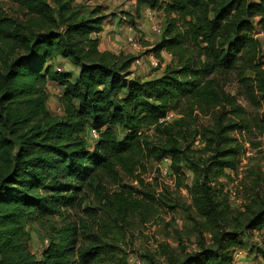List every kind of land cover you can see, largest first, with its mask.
<instances>
[{
  "label": "trees",
  "instance_id": "16d2710c",
  "mask_svg": "<svg viewBox=\"0 0 264 264\" xmlns=\"http://www.w3.org/2000/svg\"><path fill=\"white\" fill-rule=\"evenodd\" d=\"M76 1L2 0L9 10L0 12V264H126L108 235L129 218L146 220L139 195H150L123 183L142 162L163 159L178 178L184 165L203 169L193 185L179 181L189 205L165 204L189 212L200 240L194 252L148 261L233 264L243 249L240 231L264 226V193L254 194L244 218L233 217L227 198L216 199L209 173L217 179L236 171L245 138L264 130V40L252 34L256 19L264 33V0H136L138 17L144 8L164 18L151 52L163 63L165 51L170 62L151 79L130 78L134 58L98 50L93 35L107 16H85ZM57 60H69L75 76L58 73ZM230 77L237 96L225 89ZM47 84L61 91L59 116L46 109ZM91 130L98 137L88 146ZM196 140L201 149H193ZM88 193H97L99 231L95 211L89 225L77 216L36 258L25 224L86 213Z\"/></svg>",
  "mask_w": 264,
  "mask_h": 264
},
{
  "label": "rangeland",
  "instance_id": "374dc122",
  "mask_svg": "<svg viewBox=\"0 0 264 264\" xmlns=\"http://www.w3.org/2000/svg\"><path fill=\"white\" fill-rule=\"evenodd\" d=\"M48 3L51 0H47ZM116 2V3H115ZM114 0H77L76 5L81 7L82 14L89 16L92 11H97L100 15L107 16L105 24L111 22L113 16H119L123 12H128L131 16V23L120 20L116 25L115 36L110 41L117 44L116 53L123 57L134 58L130 68L137 74L139 68L147 70L149 76L157 77L162 74L165 64L160 63L158 59L151 52L153 46L159 41L160 37L155 36L150 27V22L147 19L146 13L139 10V17L136 15L137 1L133 3L132 0L117 2ZM115 3V4H114ZM9 7L0 0V12H7ZM144 9V8H143ZM146 10V9H144ZM257 20L253 21V36L264 40V33L257 25ZM164 24L163 14L156 13L154 15L153 23L162 27ZM103 23V25H104ZM129 36H133L135 44L131 45L127 41ZM264 54V52H263ZM155 65H151L152 59ZM163 65V66H162ZM64 66L65 72L71 71L74 77L76 70H72L71 63L60 64L55 62V69ZM130 73H132L130 71ZM140 76V75H139ZM230 82L225 86L227 92L231 95L237 96L239 91L238 83L230 77ZM48 88L52 91L49 92ZM46 90L48 93V100L46 102V109L53 116H59V99L62 96L60 89H57L53 84H47ZM238 103L248 111L251 108L237 97ZM174 118V114L169 113L167 120ZM202 122L209 123V120ZM119 132V131H118ZM237 138L238 135L236 134ZM87 145L92 146L94 140L89 136L86 138ZM244 149L239 156V165L236 171L225 170L223 175L217 179H213L215 175L209 173V185L212 191L216 194L218 201L227 198L228 205L232 210V216L236 218H244L246 214V206L251 202L256 192L264 193V130L256 129L250 134L249 140L246 139ZM202 144L196 140L193 149H201ZM199 170L193 165L183 166V175L177 177L172 172H169V161L156 164L152 161L142 162V166L137 167L132 178H126L124 185L128 188H133L140 192H147L150 196L139 195L141 199L145 200V205L148 209L146 220L139 218H129L127 224L121 231H114L108 235L113 243L126 253V264H131L132 261L140 259L142 264H150L148 257L151 256L156 262L163 263L166 252L172 251L178 255L184 253H191L198 249L199 234L192 229V222L188 219L189 212L180 208L171 210L165 204H170L171 201H178L180 204H190L188 192L183 186H191L200 180ZM142 180V184H139ZM183 186H180V182ZM259 186V187H258ZM116 190V186L107 184L106 189ZM134 191V190H133ZM97 193H88L84 201V208L86 213L82 212H65L49 218L40 224H25L24 228L29 234V249L36 258H40L41 252L44 250L50 238H54L56 231L60 230L67 223L71 222L77 216L89 225L91 218L88 213L95 211L97 213L96 219L92 221L97 225L94 228L99 231L98 225L101 224L102 219L97 210L99 205ZM152 197V199L150 198ZM176 204V203H174ZM240 215V216H239ZM94 225V226H95ZM239 240L243 245V249L236 253H241L240 258L232 261L233 264H264V226L260 230L240 231ZM204 240L208 241L209 236L203 235ZM117 259L123 258V254L116 251Z\"/></svg>",
  "mask_w": 264,
  "mask_h": 264
},
{
  "label": "crops",
  "instance_id": "0c3cea01",
  "mask_svg": "<svg viewBox=\"0 0 264 264\" xmlns=\"http://www.w3.org/2000/svg\"><path fill=\"white\" fill-rule=\"evenodd\" d=\"M133 3H135V0H132ZM115 2V1H114ZM116 3V2H115ZM114 3V4H115ZM142 12L146 13L147 10L141 9ZM124 13H128V12H123L121 14H119V16H113V19L110 20L111 22H109L108 24H105L102 26V31L99 34H94L93 37L98 39V50L100 52H110L112 54L118 55L116 53L117 49H119V47L117 48V44L113 41H110V39L115 36V32L116 30V25L118 24V22L120 20H125L126 16H124ZM116 38V36L114 37ZM161 58L163 59V63L164 64H168L170 62V57L168 56V54L165 51H162L160 54ZM57 62H63L64 64L66 63H71L69 60H57ZM163 66V65H162ZM72 70H76L77 73V69L76 68H72ZM131 76L132 77H140L143 79H151L154 76H149L147 70H143L139 68L137 74H134V70L130 68ZM140 75V76H139ZM57 88V87H56ZM49 92L52 93V91L48 88ZM59 89V88H57ZM48 96V93H47ZM48 100V98H47Z\"/></svg>",
  "mask_w": 264,
  "mask_h": 264
},
{
  "label": "built area",
  "instance_id": "2783aa9c",
  "mask_svg": "<svg viewBox=\"0 0 264 264\" xmlns=\"http://www.w3.org/2000/svg\"><path fill=\"white\" fill-rule=\"evenodd\" d=\"M115 1H117V2H123L124 0H115ZM125 1H127V0H125ZM123 3H124V2H123ZM154 15H155L154 12H152V11H150V10H147V12H146V16H147V19H148V21L150 22V25H151L150 29H151L152 33H153L155 36L159 37L160 34H161V32H162V27L156 25L155 23H153ZM127 41H128L129 44H131V45H134V44L136 43V42H135V39H134L133 36H129V37L127 38ZM151 59H152V58H151ZM154 62H155V61L152 59V60L150 61V64H151V65H155ZM56 71H57L58 73L63 72V71H64V66L57 67V68H56ZM58 111H59V113H61V110H60V109H59ZM97 137H98L97 132H95L94 130H91V131H90V138L93 139V140H96ZM163 162H168V159H163ZM240 256H241V253H236V254L234 255V258H233L234 261H236V258H238V257L240 258ZM131 264H142V263H141V260H140V259H136V260L132 261ZM244 264H247V263H244Z\"/></svg>",
  "mask_w": 264,
  "mask_h": 264
}]
</instances>
